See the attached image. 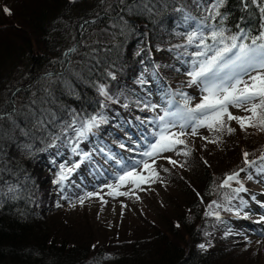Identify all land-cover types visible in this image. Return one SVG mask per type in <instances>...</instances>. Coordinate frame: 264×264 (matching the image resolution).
Here are the masks:
<instances>
[{"label":"trees","instance_id":"1","mask_svg":"<svg viewBox=\"0 0 264 264\" xmlns=\"http://www.w3.org/2000/svg\"><path fill=\"white\" fill-rule=\"evenodd\" d=\"M0 8V26L18 40L0 47V54L6 51L0 62V264H253L242 248L234 251L229 229L237 214L235 183L252 172L248 164L264 159V126L222 132L220 151L202 152L201 146L187 142V158L201 169L192 178L172 165L173 182L185 184L189 192L170 199L160 223L151 219L124 233L113 230L100 236L91 226L83 230L51 212L59 198L55 187L60 185V166L93 165L77 155L75 162L65 161L73 133L62 134L61 127L73 113L88 117L104 112L107 123L80 143L83 151L102 139L97 136L106 137L109 119L140 118L148 110V70L164 84L185 76L174 71L183 52L176 46L186 43L194 23L184 17L200 15L193 0H3ZM227 12L226 24L233 32H259L261 19L254 5L245 9L241 0H227ZM64 21L82 32L95 28L108 33L103 40L82 42L75 30L74 39L67 41ZM26 33L31 36L24 40ZM18 70L25 75L15 76ZM54 75L62 79L46 87L43 79ZM101 84L118 102L104 101L97 91ZM40 105L48 108L45 119L53 121L46 130L30 128L22 116L25 111L40 113ZM22 130L34 135L25 136ZM236 173L238 180L230 188L221 187ZM10 185L15 193H8ZM212 201L216 205L210 208Z\"/></svg>","mask_w":264,"mask_h":264},{"label":"snow or ice","instance_id":"2","mask_svg":"<svg viewBox=\"0 0 264 264\" xmlns=\"http://www.w3.org/2000/svg\"><path fill=\"white\" fill-rule=\"evenodd\" d=\"M123 2L124 0H121V3ZM193 3L200 15L197 17L189 14L184 17L186 22L194 23L190 24V30L185 34L186 43L176 47L183 48L181 55L185 58L182 63L187 65L185 70L189 78L187 83L189 86L195 85L199 88L200 102L193 106V97L186 92L169 91L163 108L144 103V108L153 112H157L159 108V112L153 118L141 122L142 125L151 124L153 128L151 131L145 129L140 144L127 148V151L136 152L142 158L117 159L116 154L108 153L106 158L115 161L118 166V171L113 177L115 183L105 182L103 185V188L110 190L107 193L109 196L129 195L128 192L119 191L125 185H135L139 188L140 182L145 181L146 178L142 173L137 172V169L142 166L144 170H149L151 168L149 160L155 164L157 159L163 158L175 165L177 163L175 160L162 154L177 152L179 145L186 146L185 137L195 136L200 128L212 130L215 127L217 131L226 130L231 133L234 129H225L227 121H236L242 129L249 126H264V0H241L245 9H248L249 5H254L258 9L261 23L256 35L243 28L233 32L227 26L226 21L229 16L227 0H193ZM128 10L131 11V8ZM4 11L11 15V10L7 7ZM108 75L115 78L111 72ZM97 91L105 102H118L105 85H99ZM100 106L104 108L106 103H101ZM230 107L243 110L250 115H233L229 111ZM52 122L45 119V113L41 112L34 116L33 126L46 130V125ZM105 123L107 117L103 111L88 117H80L73 113L70 123L61 127V133L71 130L73 136L69 138V143L72 153L91 160V153L83 152L79 145L90 135H95L100 125ZM23 134L34 135L31 130L23 131ZM120 147L123 149L126 145L121 143ZM100 151L103 152V149ZM190 152L191 150L188 149L184 154L189 155ZM247 156L248 153L245 152L246 161ZM255 165L256 162L253 161L248 167ZM79 166V163H74L71 167L61 165L56 183L62 184ZM259 171L264 172V167H260ZM238 176L239 173L227 176L221 187L230 188V182L237 181ZM156 178H159L158 174ZM147 179L152 180L151 177ZM15 191L13 186L8 187V193ZM241 191H244L242 186L233 189L234 193ZM93 197H100L103 200L99 191H89L79 196L77 202L83 205L85 200ZM214 205L216 201H212L209 207L212 208ZM122 207L127 206L122 205ZM212 214V212L206 213V215ZM215 215L219 218L218 212ZM199 247L205 249L206 245L200 244Z\"/></svg>","mask_w":264,"mask_h":264},{"label":"rangeland","instance_id":"3","mask_svg":"<svg viewBox=\"0 0 264 264\" xmlns=\"http://www.w3.org/2000/svg\"><path fill=\"white\" fill-rule=\"evenodd\" d=\"M3 0H0L2 2ZM0 8V14H1ZM192 23V22H190ZM78 30L79 38L82 42H93L100 41L105 38V33H108L105 29L96 30L90 29L83 31L81 29L68 28L67 22L64 21L62 25V34L67 41L74 39V32ZM24 40L31 36L29 33L23 35ZM82 36L85 38L82 39ZM18 40L15 39L14 35L6 27L0 26V47L6 44L14 45ZM6 51L0 54V62ZM185 58L182 56L178 61L177 68L174 69L176 75H182L185 73L187 65L183 64L182 61ZM147 71L146 79H152L150 89L152 91L151 99L149 103L152 105H159L160 108L165 106V102L168 98L169 91H183L193 97V106L200 102V90L195 85L189 86L187 81L188 77L185 76H172L173 82L164 84L162 79L154 72ZM150 74H149V73ZM21 70L16 71L15 76L20 77ZM60 75H54L50 78H44V85L50 86V82L61 80ZM151 81V80H150ZM157 83V84H156ZM153 84V86H152ZM34 94V91H33ZM20 106V105H19ZM31 108V107H30ZM41 112L45 115L48 113L46 105H40ZM229 111L233 115L237 116H248L247 113L240 109L229 108ZM40 112V113H41ZM159 112H153L151 110H144L139 113L140 118H134L131 116L117 117L115 119H109L110 127L103 130L105 139H98L89 145L83 147V152L91 153L92 163L90 166H84L79 163V167L75 168L72 174V178L65 180L64 183L55 187V191L59 195L58 201L55 204L56 208L51 212L54 215H59L58 218L65 217L69 221L78 223L79 227L83 230L90 228V226L98 232L101 236L112 235L113 230H119L123 233L127 230L149 222L151 219H157L160 223V219H163V208L167 206L172 197L179 198L183 191L188 193V189L185 184L174 183L172 179L173 164L169 163L166 159H157L155 164L149 160L151 168L144 170L141 166L137 169V172L142 173L146 180L140 182V187L137 188L135 185L122 186L119 191L128 192L127 196L112 197L107 195L110 191L107 188H103L104 183H115L114 174L118 171V166L115 161L106 158L108 153L116 154V158L121 157L127 159H141L140 155L136 152H129L127 148L135 147L136 144H140L142 140V134L145 133V129L151 131L153 126L151 124H141L142 121L153 118ZM40 113L33 112L30 114L25 111L23 118L31 122L30 128L39 129L33 126L34 116ZM227 119V118H225ZM115 127L118 133H115ZM232 128L238 132L242 129L236 121H227L225 129ZM250 130L251 127H247ZM224 131H217L214 127L212 130L207 128H200L195 136H186L187 142L195 144L196 146L202 147L203 151H211L213 149L220 151L222 139L221 133ZM123 133V134H122ZM96 138H99L97 136ZM217 139H219L217 141ZM126 145L125 148H121L120 144ZM187 145V144H186ZM143 148V145H140ZM177 152H167L162 154L165 157H171L177 163L175 167L180 168L181 172L185 171L189 177L196 174L199 168L197 164L187 158L184 154L186 151L185 145H179ZM205 147V148H203ZM103 149V152L100 150ZM63 158H66L67 162H75L77 156L72 153L71 149L64 150ZM97 153V154H93ZM199 158V157H198ZM90 161V160H88ZM264 167V159L260 160L253 167L250 174H247L242 182H236L237 187H243L244 191L237 193L238 199L236 200V215L232 220V227L229 229L230 235L234 243V251L243 249V254L251 260L253 264H264V172H260L259 168ZM166 169V170H165ZM158 174V179L156 178ZM151 177L152 180L147 178ZM154 181V182H153ZM101 189H103L101 191ZM99 191L100 197H93L85 200L83 205L77 202L78 197L82 196L85 192ZM138 197V198H137ZM245 200L246 203H242L241 200ZM249 201V202H248ZM126 205L127 207H122Z\"/></svg>","mask_w":264,"mask_h":264}]
</instances>
